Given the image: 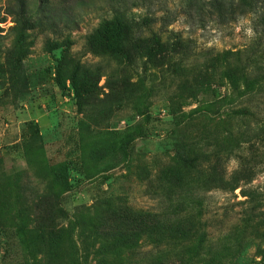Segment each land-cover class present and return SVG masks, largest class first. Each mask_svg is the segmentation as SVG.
Returning a JSON list of instances; mask_svg holds the SVG:
<instances>
[{"label": "rangeland", "instance_id": "obj_1", "mask_svg": "<svg viewBox=\"0 0 264 264\" xmlns=\"http://www.w3.org/2000/svg\"><path fill=\"white\" fill-rule=\"evenodd\" d=\"M26 1L37 9L39 0ZM143 2L132 10L135 35L166 42L163 69L147 62L151 43L126 64L123 35L103 27L114 21L108 0H45L63 24L27 32L6 14L16 1L0 0V264H145L154 238L136 239L129 221L110 228L102 199L111 196L188 214V229L202 221L214 241L243 244L236 264L263 259L264 217L246 212H264V0L256 14L202 24L182 0ZM124 72L130 86L121 89ZM177 123L199 157L179 186L161 174L175 158ZM45 195L60 202L53 221L43 218Z\"/></svg>", "mask_w": 264, "mask_h": 264}, {"label": "trees", "instance_id": "obj_2", "mask_svg": "<svg viewBox=\"0 0 264 264\" xmlns=\"http://www.w3.org/2000/svg\"><path fill=\"white\" fill-rule=\"evenodd\" d=\"M17 7L12 8L6 14H9L15 18V26L13 29H17L21 32H27L35 30L38 27H44L48 24L56 25L63 24V19L59 18L57 21L56 15L51 9L45 5V0H39L37 9H33L29 2L26 0H15ZM145 0H108L109 12L114 16V21L109 23L104 22L103 27L106 30L115 29L123 35V39L120 45V54L125 58L127 65H131L135 61L134 52L135 49H145L146 44H152V47L148 51L147 62L152 64L157 69H163L168 66L171 60L170 51L166 42L161 39L148 37H136V31L134 29L135 23L132 18V10L140 6H146ZM184 15L191 17L193 14L200 18L201 24L204 19L210 17V19L219 20H236L237 17L257 13V6L260 0H182ZM149 18L143 20L144 25L150 24ZM1 23H4V19H0ZM76 20L71 24H76ZM57 24V25H58ZM69 26V24H68ZM257 28V26H256ZM1 30V29H0ZM2 32V31H0ZM136 37V38H135ZM184 43L181 39L180 44ZM130 86V79L125 75V72L120 78L121 89ZM92 86H89L91 88ZM151 92V88H146L143 92V97L139 98L140 105L147 106L145 96ZM195 95L210 94L206 89H200L196 87L193 90ZM81 93H88L81 91ZM196 112L187 115V119L192 120ZM194 120V119H193ZM149 121V113L144 119V123ZM184 126H187L185 124ZM181 123L175 124L171 129L172 138L169 141L175 148V158L171 165L165 167L161 174L162 177L171 178V182L176 185H180L181 179L178 178L182 174V171H197L199 170V157L196 154L194 143L191 140L182 136ZM132 142V141H131ZM131 142H127L126 145H130ZM130 148V147H125ZM246 203V202H245ZM41 207L47 211L44 219L53 221L57 218V214L53 212L54 207L59 206L60 202L58 198L45 195L40 199ZM102 206L107 213H110V224L112 228L115 226H121L129 221V224H133L136 228L133 230V235L136 239L141 235L147 234L154 238V247L157 252L149 259L145 264H225L227 261L234 260L236 264L238 257L242 253L243 244H237L234 247L228 244H223L220 241H214L207 230L203 228V223L193 225L194 228H189L184 225L189 220L188 214L172 213L165 214L160 211L139 209L126 201H122V198L108 197L102 199ZM48 209V210H47ZM247 215L251 218L264 217V212L259 213L255 207L250 208ZM201 216V212L199 215ZM59 218L74 219L75 221L85 220V217L76 213L70 214L65 212L59 213ZM90 218V222H92ZM149 222L151 226L149 230H144L141 226L143 223ZM50 226V222L44 224L42 230V237L46 239L47 230ZM95 227V223H94ZM108 228V231L111 230ZM65 230L61 222L57 224V233H63ZM118 238H116L117 240ZM172 240L167 244H162L164 240ZM137 247V246H136ZM139 248V247H138ZM236 257V258H235ZM255 264H264V257L261 261Z\"/></svg>", "mask_w": 264, "mask_h": 264}]
</instances>
